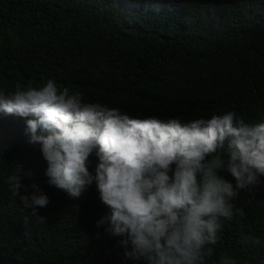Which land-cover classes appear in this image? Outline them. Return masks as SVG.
<instances>
[{"label": "trees", "instance_id": "16d2710c", "mask_svg": "<svg viewBox=\"0 0 264 264\" xmlns=\"http://www.w3.org/2000/svg\"><path fill=\"white\" fill-rule=\"evenodd\" d=\"M47 79L130 118L185 124L235 112L264 123V0H0V89ZM25 127L0 113V264H134L121 238L97 227L108 209L95 183L77 200L49 186ZM98 162L93 152V174ZM20 168L34 175L13 197L6 181ZM33 183L49 197L43 222L22 202ZM234 204L244 216L224 222L205 264H264V190ZM241 230L261 245L241 246Z\"/></svg>", "mask_w": 264, "mask_h": 264}, {"label": "clouds", "instance_id": "9594fccd", "mask_svg": "<svg viewBox=\"0 0 264 264\" xmlns=\"http://www.w3.org/2000/svg\"><path fill=\"white\" fill-rule=\"evenodd\" d=\"M0 113L25 118L28 142L41 145L49 186L77 200L95 183L108 209L97 227L121 238L125 259L134 264H205L224 222L244 216L234 204L241 192L264 190V123L247 124L235 112L185 124L130 118L47 79L0 89ZM93 152L94 174L87 166ZM17 171L6 181L13 197L24 187L21 179L34 175ZM30 187L22 202L43 222L37 210L49 197L38 184ZM239 236L241 246L261 245L242 230ZM218 264L236 261L222 256Z\"/></svg>", "mask_w": 264, "mask_h": 264}]
</instances>
